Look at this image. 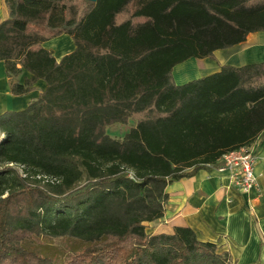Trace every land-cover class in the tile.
I'll return each instance as SVG.
<instances>
[{
	"label": "trees",
	"instance_id": "16d2710c",
	"mask_svg": "<svg viewBox=\"0 0 264 264\" xmlns=\"http://www.w3.org/2000/svg\"><path fill=\"white\" fill-rule=\"evenodd\" d=\"M6 3L12 93L46 88L0 114V264H231L189 226L145 222L164 216L169 183L264 131V61L173 75L264 30V0ZM62 33L76 48L58 61L43 44ZM132 119L122 137L108 132Z\"/></svg>",
	"mask_w": 264,
	"mask_h": 264
},
{
	"label": "crops",
	"instance_id": "0c3cea01",
	"mask_svg": "<svg viewBox=\"0 0 264 264\" xmlns=\"http://www.w3.org/2000/svg\"><path fill=\"white\" fill-rule=\"evenodd\" d=\"M9 15L6 0H0V21ZM59 61L76 48L74 38L62 33L43 44ZM193 60V61H192ZM264 61V30L250 32L234 46L220 48L215 57H191L173 68L177 84L219 71L223 64L243 65ZM31 73L24 69L21 82ZM27 94H13L5 63L0 60V114L21 110L46 88L39 79ZM260 156L256 168L258 186L237 189L228 170L200 168L167 185L165 214L153 224L154 232H173L179 225L193 228L202 240L214 241L219 250H228L231 264H264V131L254 141Z\"/></svg>",
	"mask_w": 264,
	"mask_h": 264
},
{
	"label": "built area",
	"instance_id": "2783aa9c",
	"mask_svg": "<svg viewBox=\"0 0 264 264\" xmlns=\"http://www.w3.org/2000/svg\"><path fill=\"white\" fill-rule=\"evenodd\" d=\"M260 156L254 142L225 152L219 160V170H228L233 185L241 191H249L258 186L256 168Z\"/></svg>",
	"mask_w": 264,
	"mask_h": 264
},
{
	"label": "rangeland",
	"instance_id": "374dc122",
	"mask_svg": "<svg viewBox=\"0 0 264 264\" xmlns=\"http://www.w3.org/2000/svg\"><path fill=\"white\" fill-rule=\"evenodd\" d=\"M133 122L134 120L132 119L128 124L115 123L112 126H110L108 132L115 137H122L124 133L129 129V126L133 124ZM145 225H146V230L148 232L153 231V229H155V226L153 224H151L152 226H150L149 222H145Z\"/></svg>",
	"mask_w": 264,
	"mask_h": 264
},
{
	"label": "water",
	"instance_id": "95a60500",
	"mask_svg": "<svg viewBox=\"0 0 264 264\" xmlns=\"http://www.w3.org/2000/svg\"><path fill=\"white\" fill-rule=\"evenodd\" d=\"M90 1H97V0H90Z\"/></svg>",
	"mask_w": 264,
	"mask_h": 264
}]
</instances>
